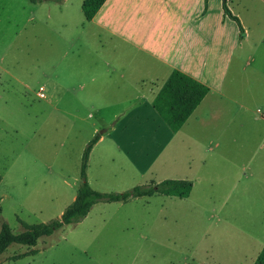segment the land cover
<instances>
[{"label":"rangeland","instance_id":"1","mask_svg":"<svg viewBox=\"0 0 264 264\" xmlns=\"http://www.w3.org/2000/svg\"><path fill=\"white\" fill-rule=\"evenodd\" d=\"M41 6L40 13L55 3ZM25 14L16 0H0V225L18 232V220L34 224L59 218L81 182L82 150L100 135L91 134V123L114 127L89 151L85 180L92 189L122 192L166 178L187 179L191 187L182 198L157 193L121 203L96 202L81 220L38 238L34 246L9 245L0 264H252L264 243V75L251 72L256 61L239 74L238 102L229 103L220 121L191 117L184 127L186 143V138H172L150 107L138 122L128 117L124 123L117 116L101 124L83 113L81 125L69 131L73 118H62L58 106L36 97V77L29 78L25 90L11 74L35 70L29 62L33 58L31 65L55 67L56 76L62 71L73 84L99 68L98 54L107 52L108 43L76 24L77 38L60 45L64 57L55 52L47 59L40 37L31 40L30 23L13 37ZM48 23L61 27L58 19ZM119 93L114 92V106L101 112L127 113L134 107L116 104ZM32 248L37 250L33 254L11 258Z\"/></svg>","mask_w":264,"mask_h":264},{"label":"crops","instance_id":"2","mask_svg":"<svg viewBox=\"0 0 264 264\" xmlns=\"http://www.w3.org/2000/svg\"><path fill=\"white\" fill-rule=\"evenodd\" d=\"M59 1L62 4L58 0H16L26 9V14L13 37L17 38L23 25L30 23L33 26L30 30L32 36L29 34L31 40L36 35L40 37L47 59L55 52L61 59L65 49L59 52L60 45H70L77 38L73 35L76 24L80 27L86 25L90 29L89 35L101 34L108 43L107 52L98 54L99 68L91 69L90 73L87 71L86 78H76L71 84L64 72L59 71L61 77L54 74L55 67L38 69L31 65L32 58L29 59L30 67L35 70L15 71L11 77L25 90H28L29 78L36 77L35 81L39 82L36 97L45 100L48 106H58L62 118H73L69 131L74 125L76 128L81 125L85 119L81 116L83 113L86 117L94 115L96 122L101 124L114 121L117 116H121L117 120L124 123L128 117V121L138 122L144 117L143 113L148 112V107L153 109L154 95L174 69L208 89L175 132L168 128L172 138H186L183 139L186 143L189 137L184 127L193 115L194 122L206 118L214 124L226 114L230 102H238V76L245 65L256 61L251 72L264 75V0H225L241 30L223 13L222 0H104L91 19L83 18V22L79 21L78 15V12L82 13V0L73 3L71 0ZM50 2L55 6L40 13L41 5ZM51 19H58L61 27H50L48 22ZM232 63L234 75L228 79ZM65 72L71 73L70 70ZM39 88L43 97L37 95ZM115 91H121L118 95L120 101L116 104L129 106L134 103V107L127 113L113 111L106 115L101 109L114 106ZM260 118L264 119V110ZM90 127L91 134L99 132L98 139L109 137L114 131V127L106 129L95 123Z\"/></svg>","mask_w":264,"mask_h":264},{"label":"trees","instance_id":"3","mask_svg":"<svg viewBox=\"0 0 264 264\" xmlns=\"http://www.w3.org/2000/svg\"><path fill=\"white\" fill-rule=\"evenodd\" d=\"M30 1L37 2L39 0ZM103 1L82 0L80 8L83 18L85 20L91 19ZM221 6L223 13L238 24L237 18L227 9L225 0L221 1ZM238 29L241 30L239 24ZM207 90V87L200 82L173 69L154 95L151 106L167 127L172 132H175L196 107ZM97 139L98 136L96 134L93 135L82 150L79 166L81 182L76 188L73 199L60 213L59 218L34 224H26L18 220L22 228L18 232H13L6 223H1L0 254L11 244L34 246L38 238L49 236L65 225L75 224L87 214L91 206L96 202L121 203L130 198L151 196L157 193L177 196L179 198L188 195L191 183L186 179H163L157 183L150 182L148 184L135 185L122 192H101L92 189L85 180V168L89 151ZM36 251V249L32 248L29 251L17 253L11 258L19 259L27 254H33ZM252 264H264V245Z\"/></svg>","mask_w":264,"mask_h":264},{"label":"built area","instance_id":"4","mask_svg":"<svg viewBox=\"0 0 264 264\" xmlns=\"http://www.w3.org/2000/svg\"><path fill=\"white\" fill-rule=\"evenodd\" d=\"M41 88H39V92L37 93L38 97H43V93L40 92Z\"/></svg>","mask_w":264,"mask_h":264}]
</instances>
